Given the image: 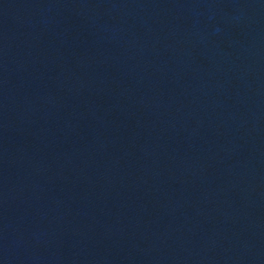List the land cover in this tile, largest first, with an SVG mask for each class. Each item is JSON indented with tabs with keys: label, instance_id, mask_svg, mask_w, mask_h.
Segmentation results:
<instances>
[{
	"label": "water",
	"instance_id": "water-1",
	"mask_svg": "<svg viewBox=\"0 0 264 264\" xmlns=\"http://www.w3.org/2000/svg\"><path fill=\"white\" fill-rule=\"evenodd\" d=\"M0 264H264V0H0Z\"/></svg>",
	"mask_w": 264,
	"mask_h": 264
}]
</instances>
